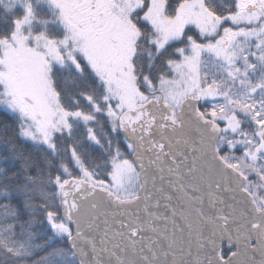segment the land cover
<instances>
[{
    "label": "snow or ice",
    "instance_id": "1",
    "mask_svg": "<svg viewBox=\"0 0 264 264\" xmlns=\"http://www.w3.org/2000/svg\"><path fill=\"white\" fill-rule=\"evenodd\" d=\"M0 264H264V0H0Z\"/></svg>",
    "mask_w": 264,
    "mask_h": 264
}]
</instances>
